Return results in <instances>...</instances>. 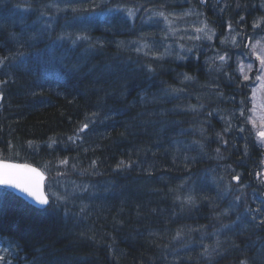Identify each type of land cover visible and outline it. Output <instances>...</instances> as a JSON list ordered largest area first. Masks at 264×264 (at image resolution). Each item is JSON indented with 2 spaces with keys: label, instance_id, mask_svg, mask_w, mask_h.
Returning <instances> with one entry per match:
<instances>
[{
  "label": "trees",
  "instance_id": "16d2710c",
  "mask_svg": "<svg viewBox=\"0 0 264 264\" xmlns=\"http://www.w3.org/2000/svg\"><path fill=\"white\" fill-rule=\"evenodd\" d=\"M3 1L4 31L9 19L29 27L27 36L43 44L37 53L60 54L62 70H35L45 56L25 63L7 55L0 70V159L45 169L57 192L68 194L66 203L51 200L38 210L0 188L8 193L0 196V246L7 241L12 263L264 264V220L251 227L250 218L255 201L264 203V150L249 121L257 70L247 80L228 60L232 70H213L211 59L221 62L194 53L184 40L189 56L163 49L143 55L137 48L148 46L149 35L135 34L140 23L132 27L122 18L140 7L167 16L179 2L187 15L208 22L217 54L250 57L253 35H264V0H93L95 8L49 0L57 2L53 14L40 2L21 8L33 15L31 25L11 17L16 6ZM68 9L80 21L50 38L55 11ZM115 16L120 22L111 28L132 36L113 39L101 29V37L83 40L88 46L77 56H63L76 52L77 31L85 36L97 26L89 20L103 27ZM64 159L67 165L59 163ZM120 161L130 166L118 168Z\"/></svg>",
  "mask_w": 264,
  "mask_h": 264
},
{
  "label": "bare ground",
  "instance_id": "6f19581e",
  "mask_svg": "<svg viewBox=\"0 0 264 264\" xmlns=\"http://www.w3.org/2000/svg\"><path fill=\"white\" fill-rule=\"evenodd\" d=\"M7 1L8 0H5L3 2H7ZM39 2L42 3L43 5H46V7H47L46 11H50L51 14L54 13L53 12L54 7L56 6L57 2H55V4H49V0H30V1L22 0L21 3H18V0H11L7 3L10 5L16 6V7H12V6L10 7V9H13L11 17L19 18V19H21V18L26 19V21L28 20L30 23V22H32L31 19L33 18V15L23 13L22 11L24 9H21V8L26 7V6L31 7L33 4L36 6H39ZM68 2H70L71 4L77 5L78 7L95 8V2L96 1L71 0ZM174 5H176V8L173 10V12H171L167 16L165 14L160 15V13H168V12H165L164 10L160 11V13H158V12L155 13V10H153V9H149V10L146 9L145 10V9L140 7L137 9L138 13L136 10L134 11L133 9H128L129 12H126V14L122 17V18L127 19L129 24L132 27L133 26L135 27L137 22L140 23L139 28L135 27V29L137 28L135 30V34L140 35V34H143V32H145V35H149V36H147V37H149L148 38L149 43H148V46H146V48L143 50V52H142L143 55H145V52L148 53L147 55L158 54V52L161 51L162 49H163L165 54H168V52H166L167 50L165 49V47L170 48L172 45L177 47L179 42H182L186 45V43L183 42L182 39H180L178 37H174L173 35L168 34V33H167V35H165L164 31L160 30L162 27V25H161L162 22L165 21V17H167V21H168V19L173 18V16H178V15H182V17L186 16V17H183V19L186 20V22L190 21L191 23H194L197 26H201L203 28H205V25H207V27H206L207 31H205V32L209 33L208 22H206V20L200 19L197 14L191 13V14L187 15L188 13H186L187 10H186V7H184V5H183V7H178V6L182 5L179 2H175ZM78 7H74V8L76 9ZM28 9H31L37 15L39 13V11L37 9L36 10H34L32 8H28ZM3 10H7V9H3ZM130 13H132V14L130 15ZM23 14H24V16H22ZM3 15L0 14V49L2 50V52H4V55H3V58L0 56V59H5V62L3 65H0V70H5L6 63L9 62V60H10L9 57H7V55H10V51L12 53L14 52L13 54L20 56L19 58H21L23 60V62H25V63L31 62L32 60H30V59H36L40 56H45L46 58L41 59L37 63L38 67H35V70H62V68H59L61 66V62L59 60L60 54L58 56H56L54 54L53 55H50V54L46 55L43 53H40V54L37 53L38 52L37 48H41L40 46L43 44L36 42V41H32L27 36V33L25 31L28 30L29 27H27L26 29H22V28H20L21 25L19 23H16L13 20L10 21V19H9V20L5 21L6 30L14 31L16 33L18 31V32H21V34H19V36L16 37V36H13L12 34L6 33L5 32L6 30L4 31V29L2 27V23L6 17L9 18V15H5V16H3ZM55 16H56V19L54 18L55 21L53 23V27L50 31H48L50 38H53L55 36L56 32L61 33L60 30L63 29L61 26H63V27L67 26L68 27V25L70 24L71 28L75 29L74 26L76 24H78V22L80 21V19L76 18L77 14L70 9L65 10V11L61 10V12L55 11ZM138 17H139V19L136 20ZM67 21H69L71 23H68ZM112 21H113V23H115L117 25L120 22V17L115 16L113 19L112 18H106V21H102V22H106L105 26L103 25V27H101L100 25L97 24L95 18H92L91 20H89V22L91 24H95L97 26L91 27L89 29L90 32L88 31L85 36H87L88 38H92L90 35H92V33H93L94 36L101 37L100 31L102 29L103 31H106V32L108 31V33L113 34V37H114L113 39H124L126 37V35L129 33H127V32L124 33V32H122L116 28H115L116 31H114L111 28V25H109L112 23ZM30 25H31V23H30ZM34 25H35V27L39 26L37 24H34ZM147 27L148 28L150 27V29L147 30L146 29ZM168 29L169 30L171 29V31L173 32L172 27H169ZM118 32L122 33V35L120 36ZM76 34L79 35L81 33H79V31H77ZM158 34H160V37L161 36L162 37L160 38L158 36ZM129 35L132 36V34H129ZM1 37L3 38V40L1 39ZM11 38H13L14 41H12ZM165 39H170V41L165 42ZM53 41L54 42H51V43H53V48H55L57 43H59V39H55ZM199 42H200V44H201L200 46L202 48L201 47H198V48L195 47L194 53H197V54L202 53L204 55H207L205 57H208V56L209 57H213V56L217 57L219 54H221V53L217 54V52H215L216 48L214 46H212V44H209L207 42V37L204 35V33H203L202 37L200 38ZM150 43H151V45H150ZM162 43L164 44L162 46V49L154 52L155 50H157L159 48V46L162 45ZM87 46L88 45L84 44V41L81 40V41H78L75 45L73 44L75 51L78 53L72 52V51H64V52H62V54H63V56L66 54L67 57L72 58V57L77 56V54H79ZM247 49H248V53L251 56L250 47H248ZM172 51L174 52L175 50L172 49ZM176 53L177 52H175V53L170 52L168 55H171V54L175 55ZM222 55H224V54H222ZM225 56L227 57L228 63H229V61H231L233 63V65L236 67H237V63H239V62L236 61V64H235L234 63L235 60H239L241 62L244 61L245 63L251 64V65L256 64V63H254L255 59H252V58L247 57V56L246 57H239L233 53H230L228 56L227 55H225ZM39 59L40 58H38V60ZM211 60L213 63V70H216L218 67L220 70H232V67L230 65L224 64L223 67H220L221 63L216 62L215 59H211ZM206 62L208 63L209 60H206ZM39 66H41V67H39Z\"/></svg>",
  "mask_w": 264,
  "mask_h": 264
},
{
  "label": "rangeland",
  "instance_id": "374dc122",
  "mask_svg": "<svg viewBox=\"0 0 264 264\" xmlns=\"http://www.w3.org/2000/svg\"><path fill=\"white\" fill-rule=\"evenodd\" d=\"M89 1H93V0H89ZM183 17H186V16H183ZM183 17L182 15H178V16H173V18H169L167 22L163 21L161 25L163 27L164 34L167 35L168 33V34L173 35L171 33L172 31L168 29L169 27H172L173 32L175 33L173 35L174 37H178L184 41H190L191 42L190 44L192 45V47H196V48L201 47L200 46L201 44L199 42L200 39H196V37L199 36L201 38L204 32H197L196 29L203 28V27L197 26L196 24L191 23L190 21L186 22V20L182 19ZM177 18H179L178 21L175 20ZM146 29L148 30L150 28L147 27ZM205 31H207L206 28H205ZM209 35H211L210 31H209ZM158 36L160 37V34H158ZM211 36L212 38L214 37L213 35ZM169 41L170 39H165V42H169ZM257 41H260V43L257 44ZM207 42H210V40L207 39ZM163 45L164 44L162 43V45L159 46V48L155 50L154 52L161 50ZM250 45H251L250 46V49H251L250 58L255 59V62H256V65L255 64L252 65L251 70H257V75H256L255 85L252 87V90H251V109H250V114H249V121L251 122V125L252 127L255 128V130H264V70H262L261 68L260 60L257 59V56L261 55L262 52H264V35L254 34ZM253 45H255V54H253V48H252ZM188 46H189L188 43H186L185 45L184 43L179 42L177 47L172 45L170 48L165 47V49L167 50L166 52L168 53L177 52L179 54H183L184 56H189L190 52L188 51V48H187ZM172 49L175 51L173 52ZM236 61L239 62L237 63V67H236V72L239 76L243 78V74L239 70L241 63L244 65V74L247 75L248 73L251 72V70L249 71L247 68V65H249L248 63L241 62L239 60H236ZM257 144L264 150V144H261L258 141H257ZM260 176H261V180L264 182V169L260 173ZM54 178L55 177H53V179ZM69 193L71 194L72 191H69ZM250 214H251L250 218L252 221L251 227L257 224H260V222L264 220V203L255 201ZM243 227L245 228V230H249L250 226L247 225L246 223L243 225Z\"/></svg>",
  "mask_w": 264,
  "mask_h": 264
},
{
  "label": "snow or ice",
  "instance_id": "6c2138e0",
  "mask_svg": "<svg viewBox=\"0 0 264 264\" xmlns=\"http://www.w3.org/2000/svg\"><path fill=\"white\" fill-rule=\"evenodd\" d=\"M203 2V0H202ZM132 13H130L131 15ZM160 15H163L162 13ZM165 21L167 22V17H165ZM207 27V25H205V28ZM231 27V26H229ZM254 28L258 27L257 24L253 25ZM205 28H197L196 31L197 32H204L205 36L207 37V39L211 40L212 36L208 34V32H205ZM171 31V29H170ZM209 31H211L209 29ZM172 34L174 35L175 33L172 32ZM214 34V33H213ZM70 37H64L61 36L59 39H67ZM88 37L87 36H81L78 35L75 37L74 40H72V43L75 45L78 41L80 40H87ZM196 39H200L199 36L196 37ZM225 41H222V43H224ZM260 41H257V44H259ZM233 44L234 46H238L236 45L235 40L233 39ZM146 47V45L137 48V51H143V48ZM182 47V46H181ZM253 48V54H255V45L252 46ZM188 51H191V49H188ZM148 53L145 52V55H147ZM157 59L160 57H156ZM179 59H184L183 56H178ZM216 59H218L221 64L220 67H223V65L227 62V57L225 55H218L216 57ZM257 59L260 60V64H261V68L262 70H264V52H262L261 55L257 56ZM4 59H0V65L4 64ZM248 70L250 71L252 69V65L249 64L247 65ZM217 71H219V67L216 69ZM240 72L243 74V78L245 80L248 79V76L246 74H244V65L241 63L240 68H239ZM193 77L189 76L187 74L184 75V80L186 81H190L192 80ZM0 83H3V81H0ZM175 91V90H173ZM191 110L195 111V107L192 106ZM240 115L243 116L244 115V111L241 110ZM231 123H228V127H226L224 129L225 132H228L231 130ZM88 128V123H85L83 125L82 128L79 129L80 132H83L85 129ZM245 129L241 128L240 131L243 132ZM256 136L258 138V142L261 144H264V130H258L256 132ZM79 137H77L78 139ZM70 140H72L73 138L70 137ZM74 142V141H73ZM217 151H219V149H217ZM61 165H67L68 160L64 159L61 160L59 162ZM96 162L93 161L92 162V166L95 167ZM130 165L125 164L124 161H120L119 164L117 165L118 168H124V167H129ZM75 167V166H74ZM62 173H58V175H61ZM43 179V177L40 175L39 172H37L35 169H30L27 166H22V165H17V164H12V163H6L2 160H0V185H4L10 188H15L20 190L21 192L26 193L29 196H32L37 203L41 204V205H49L50 200L49 198H45L42 196L37 195V192L39 190L40 187V181ZM233 179L239 180V176H235L233 177ZM4 195H8V193L4 192V193H0V196H4ZM68 199V194L67 193H55L52 197L51 200L53 202H57L58 204L60 203H66ZM186 203H191V198H189ZM262 223H264V221H262ZM180 233H177V238H179ZM208 253V249L205 248V254ZM3 257H0V260H2ZM241 264H246V261H241Z\"/></svg>",
  "mask_w": 264,
  "mask_h": 264
},
{
  "label": "water",
  "instance_id": "95a60500",
  "mask_svg": "<svg viewBox=\"0 0 264 264\" xmlns=\"http://www.w3.org/2000/svg\"><path fill=\"white\" fill-rule=\"evenodd\" d=\"M28 167V166H27ZM30 168V167H28ZM31 169V168H30ZM42 182L43 180L40 181V187H39V190L37 192V195L39 196H42L41 194V187H42ZM2 187H5V188H8L10 190H12L16 195H18L19 197L23 198L24 200L28 201L29 203L35 205L36 207H43L44 205H41L39 203H37V201L32 197V196H29L27 195L26 193L24 192H21L20 190L18 189H15V188H10V187H7V186H4V185H1Z\"/></svg>",
  "mask_w": 264,
  "mask_h": 264
}]
</instances>
